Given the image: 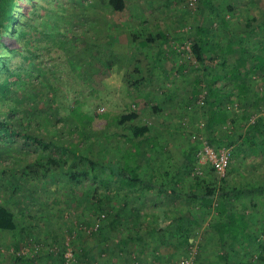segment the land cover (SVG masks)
I'll list each match as a JSON object with an SVG mask.
<instances>
[{"label": "rangeland", "instance_id": "rangeland-1", "mask_svg": "<svg viewBox=\"0 0 264 264\" xmlns=\"http://www.w3.org/2000/svg\"><path fill=\"white\" fill-rule=\"evenodd\" d=\"M36 3L40 5L38 10L47 29L64 41L63 52L68 61L51 60L54 64L51 66L43 58L47 70L34 78L22 52H9V68L19 71L25 81L16 94L21 107L29 110L30 105L37 104L41 112L33 118L37 120L40 116L44 121L45 111L49 121L47 138H53L59 145H68L70 141L78 153L100 164L122 163L121 154L126 145L122 137L130 132L125 129L126 122L113 124L111 120L122 112L135 111L137 117L131 122L149 125V135L156 140L148 160L142 164L144 176L150 177L155 170L156 179L148 190L116 191L114 183L106 189L100 180L105 169L99 168L88 177L83 174L73 177L87 170L89 163L84 160L76 170L72 157L66 156L68 161L56 166L54 173L41 184L26 176L24 162H11L0 152V204L12 201L10 206L17 218L16 231L0 230V264H26L24 259L32 260L29 264H177L183 259H189L190 264H238L237 254L229 250L230 245L226 246L229 250L226 261L218 257L217 240L205 233L213 212L208 209L198 214V205L189 196L196 192L191 185L198 180L215 183L218 192L224 179L229 190L235 186L249 187V183H264V145L256 153L240 145V153L236 156L234 153L248 124L264 119V102L258 107L253 105L262 92L264 70L250 71L247 82L251 90L243 100L238 98L237 89L228 79L218 82L223 89H231L235 100L226 109L236 121L218 126L215 135L225 134L239 141L218 148L225 146L231 153L229 170L221 176L205 152L208 145L205 87L200 64L186 62L190 42L182 37H187L197 24L204 23L211 26L221 48L229 39L226 35L247 45L248 39L241 36L248 33L239 37L233 33L241 32L245 19L255 18L253 25L258 23L256 15L261 19L264 14V0H213L212 5L199 0H126V9L118 13L108 7L106 0H37ZM228 5H233L230 11L233 13L225 11ZM241 11L244 13L238 18ZM228 17L241 25L234 27L226 21L231 22ZM222 20L229 24V34ZM158 30L175 40L161 43L155 38L148 45L139 44L149 33L153 35ZM248 36H251L250 55H264V50L257 47L264 33ZM239 43L234 42L235 49ZM235 52L217 51L218 58L212 63L208 60L207 64L214 73H221L218 61L225 58L229 65L233 64L239 53ZM211 55L207 54V59ZM4 76V70H0V82ZM196 78H202V83L194 94ZM51 87H55L56 101L50 106L47 92ZM81 115L86 117L82 120L84 134H67L68 129L80 126ZM90 115L99 116L90 121ZM191 150L193 156L187 159L186 152ZM52 155L59 157L54 150L47 152V156ZM168 175L178 177V182L173 185L167 180ZM161 184L167 190H159ZM201 186H205L204 182ZM87 188L91 189L90 195L109 202L111 215L121 211L114 229L104 222L107 211H100L93 202H81L82 192ZM22 193L27 203L24 214L18 210L20 203H15V197ZM230 201V207L236 209L247 203L243 195ZM254 211L260 221L261 206ZM184 228L193 237L190 245L182 242ZM126 236L134 238L119 244V239ZM249 249L260 253L257 244L249 245ZM84 251L87 253L83 254ZM58 256L62 257L59 262Z\"/></svg>", "mask_w": 264, "mask_h": 264}, {"label": "trees", "instance_id": "trees-1", "mask_svg": "<svg viewBox=\"0 0 264 264\" xmlns=\"http://www.w3.org/2000/svg\"><path fill=\"white\" fill-rule=\"evenodd\" d=\"M199 1L207 2L210 5L213 3V0ZM36 2L37 0H0V70H4L5 72V76L0 82V152H3L5 157L8 156L11 162H24L23 170L26 176L37 180L41 184L45 183V177L51 176V173H54L52 171L56 166L68 161V159H65L66 156H70L74 160V168L76 170L81 163H84V160H87L89 163L87 170H84L83 173L79 171L73 177H78L81 174L88 177L90 173L103 168L106 173L102 174L100 180L103 185L105 184L106 189L110 183L115 184L114 189L116 191L123 189L133 192L150 189L155 182L156 172L154 170L151 172L150 177H145L144 173L146 171L142 169V164L148 160L149 151L156 144V140L154 142L153 138L149 135V125L131 122L137 117L135 111L129 113L122 112L117 117H112L111 120L113 124H123L126 122L125 129L130 132L129 136L122 137L126 144L121 154L122 163L113 164L107 162L106 164H100L89 156L78 153L73 148L74 145L69 143L70 141H68V145H59L53 138H47V123L49 121L47 120L48 117L45 111L42 112L44 121H42L40 116L37 120L33 118L41 112V110H38L37 104L30 105L29 110L21 107L16 94L21 85H25V81L21 79L19 71H13L9 68V52H22V58L28 65V70L34 78H39V76L43 75L42 72L47 70L43 62L44 59L49 60L48 64L51 66L54 65L51 60L60 59L68 61L63 52L64 41L59 37L57 38L54 33L47 29V24L42 22V16L38 10L40 5ZM106 2L108 7L117 13L123 12L126 9V0H106ZM142 7L146 8V6ZM229 8L232 7L230 6ZM218 13L221 16L219 10ZM222 22L224 28L230 30L229 24L224 20ZM155 38H158L161 43L170 42L174 39V37L158 30L153 35L149 33L143 40L139 41V44L148 45L150 42H154ZM228 38L229 42L226 44V47L223 46L221 48L219 43L214 40V32L208 24H197L187 37H182L183 40L190 42L186 62H197L200 64V77H203L205 87L206 143L214 149H218L222 144L230 145L239 142L236 139L232 140L231 136L229 137L225 134L215 135V131L219 128L218 126L236 121L235 116H229L226 109L227 104L233 103L235 99L232 98L231 91L225 92L223 87L218 85V82L228 79L237 88L238 98L243 100L251 90L250 84L247 82L250 71L264 70V55L262 56L257 53L250 55L249 45L251 41L250 37L247 36V45L241 41L239 43V53L234 63L229 65L226 59L222 58L218 61L217 66H219L224 74L214 73L212 68L208 66L207 61L209 60L212 63L218 58L219 54L217 51L225 50L227 54L235 51L233 50L234 43H232L234 39L231 35ZM257 47L260 50H264L263 37L262 43ZM207 54H212L209 59H207ZM201 79H195L193 86L194 94H197L199 91L202 83ZM49 89L51 90L47 92V96L51 106L56 101L53 91L55 87ZM50 96H52L53 102ZM255 100V107L264 102V76H262L261 95L257 96ZM153 108L158 110L156 107ZM71 110L74 109L72 108ZM96 116L99 115H90L88 119L94 121L93 119ZM84 118L86 117L79 116V120L81 121L80 126L68 129L67 134H75L76 136L77 134H84L83 126L85 124L82 121ZM118 136L120 137L121 135ZM241 139L242 141L235 147V156L239 154L238 151H241L240 145H246L251 152L256 153L258 147L264 145V119L259 118L249 123L246 133H244ZM52 150L58 153L59 157L56 158L54 155L47 156V152ZM193 153L192 150L190 153L186 152L187 159L192 158ZM227 170H229V166ZM178 179V177L168 175L167 180L175 185ZM222 181L224 184L220 192L215 188V183L207 184L204 180H198V182L193 183L194 185H191V188H195L196 192L190 194L189 197L197 203L198 214H202L208 209L213 212L212 221L209 223L210 226L205 233L210 238L217 240L216 245L218 247L217 253L219 258L226 261L229 256L228 251L233 250L237 254L238 264H264V183H249V187L238 188L235 186L229 190L225 179ZM203 182L205 184L204 187L201 186ZM158 187L160 188H158L159 190H167L163 184ZM73 189L77 190V187L74 186ZM90 193V188H87L86 191L83 190L81 202L84 204L93 202V205L100 209V211L109 212L108 214L106 213L104 222L106 221L105 224L114 229L115 224L120 218L121 211L111 215L112 206L109 202L102 198H96V195L92 196ZM23 194L15 197L17 200L15 203H20L18 210L21 214H24L25 205H27L24 202ZM102 195L105 196L104 194ZM241 195L247 199V203H244L240 209L231 208L230 198H240ZM106 198L110 199V196H106ZM21 202L23 203L22 206ZM10 204H12V201L0 204V230H17L16 214ZM125 206H127V202ZM258 206H261L259 213L260 221L257 220L258 217L256 218V214H254V212H257L254 210ZM161 220L167 222L168 219L162 217ZM255 225L258 226L254 227ZM133 238L134 236L121 237L118 242L119 244L122 242L128 243ZM136 238L140 237L137 236ZM192 240L193 237L189 230L184 228L182 242L190 245ZM254 244L260 247V253H253L254 250L249 249V245ZM229 245L230 249L227 250L226 246L228 247ZM235 247H237V250H235ZM82 253L85 254L87 251ZM240 255L245 259H242ZM57 259L59 262L62 260V257L59 258L58 256ZM24 261L26 264H29L32 260L24 259Z\"/></svg>", "mask_w": 264, "mask_h": 264}, {"label": "crops", "instance_id": "crops-1", "mask_svg": "<svg viewBox=\"0 0 264 264\" xmlns=\"http://www.w3.org/2000/svg\"><path fill=\"white\" fill-rule=\"evenodd\" d=\"M232 7V8H229V7ZM230 6H228L227 7V9L225 10L226 12H228V13H233V12H230V11H233V5H230ZM244 13V11H241L240 13H239V15H238V18H240L241 17V15ZM229 18V17H228ZM230 19V18H229ZM231 20V22L230 21H228V20H226L228 23H230V24H232V25H234V27L235 26H238V25H241V24H237L236 22H239L238 20L236 21H232V19H230ZM244 22H245V24H244V26L243 27H241L242 29H241V32L240 31H237L236 30V33H233V35L234 36H237V37H239L241 34H246V33H248V35H249V32H251L250 33V35H252V36H255V35H258V34H262V33H264V14H262V17H261V19H260V16L259 15H256V21L258 22V23H255L254 25H253V22L255 21V18H251V19H245V20H243ZM201 25L203 24V25H205L204 23H200ZM251 25H253V26H251ZM228 27H229V25H228ZM195 28V27H194ZM230 28V27H229ZM244 33H243V32ZM225 32L227 33V34H229V30H225ZM231 32V31H230ZM248 35H242L241 37H243V38H247V36ZM227 37H228V35H226ZM250 37V39H251V36H249ZM232 38H233V36H232ZM234 40L232 41V43H237V42H240L241 40L240 39H235V38H233ZM214 40L215 41H217L218 42V39L216 40V38L214 37ZM229 42V39H228V41H227V43ZM219 43V42H218ZM226 43V44H227ZM225 47H226V45H225ZM233 50H235V51H239L238 49H235V47H233ZM225 51V50H224ZM235 51H233V52H231V53H236ZM257 54H260V53H257ZM238 55V54H237ZM237 55L235 56V58L237 57ZM260 55H262V53L260 54ZM263 56V55H262ZM220 74H224V72H221ZM234 87H235V85H234ZM236 88V87H235ZM237 89V88H236ZM224 91L225 92H227V91H231V89H229V88H225L224 89ZM256 101V100H255ZM253 105H254V103H253ZM238 153H240V151H238Z\"/></svg>", "mask_w": 264, "mask_h": 264}, {"label": "built area", "instance_id": "built-area-1", "mask_svg": "<svg viewBox=\"0 0 264 264\" xmlns=\"http://www.w3.org/2000/svg\"><path fill=\"white\" fill-rule=\"evenodd\" d=\"M205 152L211 158L215 171L219 175L224 176L230 162V150L225 146L218 150H214L211 146L207 145L205 147ZM177 264H190V262L189 259H183Z\"/></svg>", "mask_w": 264, "mask_h": 264}]
</instances>
